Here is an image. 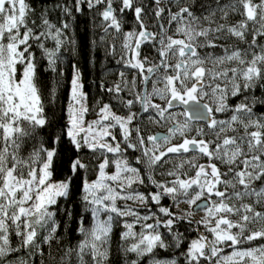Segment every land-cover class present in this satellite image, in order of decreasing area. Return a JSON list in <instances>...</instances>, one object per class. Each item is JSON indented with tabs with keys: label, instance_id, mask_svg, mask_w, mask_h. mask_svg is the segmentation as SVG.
Here are the masks:
<instances>
[{
	"label": "snow or ice",
	"instance_id": "snow-or-ice-1",
	"mask_svg": "<svg viewBox=\"0 0 264 264\" xmlns=\"http://www.w3.org/2000/svg\"><path fill=\"white\" fill-rule=\"evenodd\" d=\"M85 3L89 8L105 5L99 13L105 34L110 29L117 36L122 32L113 0H75V10L82 11ZM56 7L72 16V6ZM118 11L134 16L136 28L123 33L122 44L125 56L132 55L122 60L137 71L139 85L136 78L127 81L120 73L123 84L106 91L118 100H122L118 95L122 91L132 96L122 100L129 112L120 116L111 104H103L98 119L85 123L88 97L82 73L73 65L66 135L77 149L86 146L94 152L118 154L121 143L107 139L117 141L111 129L118 127L126 148L143 146V159L138 163L150 172L162 169L160 174L171 179L157 181L150 175L158 191L147 195L134 189L129 192L134 184L145 182L140 169L116 159L115 171L109 174L105 158L98 166L97 179L85 180L81 190L82 208L91 222L86 225L80 216V240L75 247H64L58 259L49 251L48 264H109L114 224L126 217L134 219L123 220L120 239L132 241L124 248L125 253L137 255L131 264L170 246L158 231L161 226L172 234L171 246L179 248L184 237L173 232V226L180 220L203 224L212 236L209 239L201 233L190 242L184 253L186 264H264V113L254 111L264 99L252 95L264 89V0H119ZM35 15L26 0H0V264H11L7 258L21 250L28 259L17 257L16 264H29V260L35 264L36 257L45 264L44 246L60 247L57 211H66L69 220L73 217L70 208L56 207L69 198L72 184L71 176L52 179L59 158L56 148L40 144L22 154L27 138L35 139L37 129L49 123L33 46L42 50L50 70L56 71L61 48L74 43L66 39L70 27L66 20L57 26L46 11L32 19ZM237 15L241 19L228 23L230 16ZM145 17L154 23L150 25ZM48 39L55 42L54 48L45 46ZM229 39L235 43H219ZM146 44L156 59L140 58ZM110 48L114 52L115 44ZM234 97L241 99L230 104ZM134 104L140 105L139 112L131 111ZM177 104L182 110L172 111ZM143 114L167 131L145 137L138 126L130 127ZM218 114L227 116L218 118ZM133 132L137 142H130ZM59 141L56 136L53 143ZM88 167L77 159L69 171L75 174ZM163 196L171 197L176 207L184 203L188 208L177 214L160 207L167 217L161 220L155 214L141 215L127 203L118 204L146 205L151 200L158 205ZM199 211L204 216L193 221ZM138 224L139 232L134 230ZM12 236L18 238L16 246ZM153 264L177 261L154 260Z\"/></svg>",
	"mask_w": 264,
	"mask_h": 264
},
{
	"label": "trees",
	"instance_id": "trees-1",
	"mask_svg": "<svg viewBox=\"0 0 264 264\" xmlns=\"http://www.w3.org/2000/svg\"><path fill=\"white\" fill-rule=\"evenodd\" d=\"M26 2L29 3L33 9H35L36 15L32 16V19H37L42 11H46L49 20L57 26L60 25L62 20H66L70 25L69 29L66 30V39L74 41V43H67L63 48H61V58L57 63L56 71L50 70L47 59L42 55L41 49L37 48L35 45L32 49L37 58L38 77L41 87L42 100L44 103V114L49 123L44 128L37 129L35 139L27 138L22 154L26 155L28 152H31L33 147H39L40 144H43L45 147L52 144L59 154V158L55 164L53 179L60 181L67 179L69 176L72 177L69 198L67 200L62 199L60 205L56 207L58 209L63 208L65 210L70 208L72 210L73 217L69 220L66 215V211H57L56 218L61 225L57 234L60 239V247L58 249L54 244L52 249H48L47 246H44L45 264H48L50 257H48L47 253L49 251H51L58 259L59 255L62 254V249L64 247H75L78 243L80 236L77 232V222L80 216H84L86 225L91 222L90 214L83 211L81 204V190L83 183L85 180L95 179L99 174L98 166L104 158L110 156V154L106 153V150L97 149L94 152L86 146L77 149L74 142H72L66 135L67 126L69 124L67 107L70 101V81L73 76V65L78 66L82 73V82L84 84L83 91L86 92L88 97L87 107L89 108V112L86 114L87 118L91 119L96 117L99 108L103 106V104H111L112 108L118 113H128L129 109L124 106L122 100L133 97L126 91H122L118 94L122 100H118L115 98L116 94L110 93L106 91V89L117 83L123 84V80L120 78L119 73L121 70L125 69L129 71V74L127 77L128 79H124L131 81L136 78L137 84L139 85L137 71L127 67L124 60H122V57H125V59L127 58V56H125V50L122 48L123 33L136 28V24L134 16L130 11H125L124 14H121L118 11V18L123 26L122 32L117 36V34L110 29L109 34H105L103 31L102 18L99 15V13L104 9L105 5L103 4L89 8L85 3L81 5L82 11L77 12L75 10V0H26ZM188 2H191V0H188ZM58 4L72 6V16H65L62 10L56 7ZM175 10L176 7L173 6V11ZM197 11L199 14V9H197ZM145 19L150 25L154 23L151 17H145ZM239 19H241V17L238 15L230 16L228 23H235ZM37 23H39V20H37ZM114 36L117 38L113 39ZM219 43H226L230 45L235 43V41L229 39L227 41H219ZM112 44H115L114 52L110 48V45ZM45 46L48 48H54L55 42L48 39L45 41ZM144 46H142L141 51H143L149 60L151 61L156 59V54L153 48L149 45ZM137 90L140 89L138 88ZM252 95L260 99H264V89H256ZM240 99L241 97L231 98L229 103L236 104L240 101ZM139 109L140 105L138 104L137 110L139 111ZM254 111L264 113V104L257 103ZM226 116L227 114H218V118H226ZM141 120L140 123L142 122ZM142 125L144 130L153 129V127L155 128V125ZM56 136L60 137L59 143H53ZM139 154L137 153V150L132 148H126V150L123 151L124 156L132 159V163H135V165H138L141 168L142 176L145 181L142 185L134 184L132 186V190L134 189L147 195L150 192H156L159 190L151 183V180L149 179L150 175L157 181H165L170 177L161 175L160 173L163 170L159 168H157L154 172H150L144 164L137 162ZM140 155L141 159H143V154ZM77 159H80L82 162L88 164L89 167L86 170L81 169L78 173L73 174L69 171L70 164ZM118 204H120V201H118ZM170 204V197L163 196L158 205L149 200L145 207L138 205L137 207L133 206V208L137 211L140 210V212H149L153 209L155 210V216L164 220L167 219V217L159 211V208L164 207L169 209ZM125 219L129 220L132 218H122L119 222L114 224L110 244L109 264H131L132 260L137 259V255L135 253L124 252V248L129 246L132 241H122L120 239V233L124 231L122 223ZM150 221L151 223L153 222L152 220ZM198 227L209 235L206 230H203L199 223ZM134 230L137 232L141 231L140 225H136ZM158 231L163 234L165 242L170 246L167 249L158 248L155 250L154 254L140 258L139 264H153L154 260L169 261L172 259H175L177 264H186L184 253H186L190 242L199 237L194 224L189 223L187 220H180L174 224L173 232L182 233L184 237L183 243L179 248L171 246L173 243L172 234L169 233L166 228L161 226ZM11 240L13 246H16L18 238L12 236ZM17 257L28 259V254L24 250H21L18 253H13L7 259L11 262V264H16ZM29 264H33V261L29 260ZM35 264H40L39 257L35 258ZM201 264H205V262L202 261Z\"/></svg>",
	"mask_w": 264,
	"mask_h": 264
},
{
	"label": "rangeland",
	"instance_id": "rangeland-1",
	"mask_svg": "<svg viewBox=\"0 0 264 264\" xmlns=\"http://www.w3.org/2000/svg\"><path fill=\"white\" fill-rule=\"evenodd\" d=\"M119 0H113V7L114 8H116L117 9V16H119V14H118V9H119ZM105 7V6H104ZM124 14V13H123ZM175 27V25H173V28ZM131 30H133V29H131ZM130 30V31H131ZM169 34H171V30L169 31ZM145 46H147V44L145 45ZM144 46V47H145ZM131 53H129L128 55H127V58H130L131 57ZM144 56H146L144 53H143V51H141V59H143V57ZM126 58V59H127ZM120 73H124V78L125 79H128L127 77H128V74H129V71L127 70V69H125V70H121V72ZM120 73H119V76H120ZM134 74H135V70H134ZM120 78H121V76H120ZM122 79V78H121ZM85 92V91H84ZM86 93V92H85ZM70 102V101H69ZM155 102H157V103H161V101H159L158 99L155 101ZM86 105L88 106V102L86 101ZM137 107H138V104H134L133 105V108H131V111H133V112H139L138 110H137ZM180 110H182V108L181 107H177V108H175L174 107V109H172V111H180ZM112 111L114 112V113H116L117 115H120V116H126L128 113H118L117 111H115L113 108H112ZM96 119H98V115L96 116V117H94V118H91V119H89V118H87V115L85 116V123H88V122H91V121H94V120H96ZM142 122L140 123L139 122V124H138V127L140 128V134L141 135H143V136H148V135H155L158 131H167V129L166 128H163V127H160V126H157V125H155V128L153 127V129H149V130H144V127H143V125L142 124H146L147 126H151V125H153L154 126V124H151L147 119H146V114H145V116H144V118H142V120H141ZM134 122L135 121H133V124L132 125H130V127H133V125H134ZM111 131L113 132V134L114 135H116V137H117V141H111V138L109 137V138H107L108 139V142H110V143H112V144H115L116 142H120L121 143V149H122V152L121 153H118V154H113V153H107V154H110V156L109 157H106L107 159H108V161H109V165H108V167L105 169V171L107 172V173H109V174H112L114 171H115V164H114V161L116 160V159H125V160H127L128 161V163L132 166V167H136V168H139L140 169V176H142V172H141V168L138 166V165H135V163H132V159H130L129 157H126V156H124L123 155V151L126 149V145L123 143V138H122V134H121V130L117 127V128H113V129H111ZM150 131V132H149ZM77 139H80V137H77ZM130 142H132V136L130 137ZM137 142V141H136ZM173 142H175V141H173ZM139 147H140V149H139ZM147 147H151V144H147ZM142 148H143V146H138L137 147V150L139 151V153L140 154H143V152H142ZM136 150V149H135ZM105 159V158H104ZM104 159H103V161H104ZM102 161V162H103ZM101 162V163H102ZM100 163V164H101ZM98 177V176H97ZM97 177L95 178V179H97ZM143 177V176H142ZM52 179H53V176H52ZM95 179H93V180H95ZM169 179H171V178H169ZM53 181H57V180H55V179H53ZM88 181H92V180H88ZM129 192H131L132 191V189H129L128 190ZM142 193V192H141ZM170 199H171V197H170ZM172 200V199H171ZM125 203H127L128 205H130V206H135V207H137L138 205H140V204H138V203H135V202H133V201H126V202H124V201H120V204H125ZM141 207H145L146 205H140ZM172 207L174 208L173 209V211L174 212H176L177 214H179L182 210H186L187 208H188V205H186V204H184V203H181V204H179V207H176L175 206V202H173V205H172ZM135 209V208H134ZM136 210V209H135ZM137 211V210H136ZM138 212L141 214V215H152V214H155V210H150L149 212H146V211H142V212H140V210H138ZM204 216V212L203 211H199V212H196L195 213V215L191 218L192 220L194 219V220H196V221H200L201 220V218ZM132 219H129L128 221L129 222H131L134 218L133 217H131ZM150 221V220H149ZM148 223H151V221L150 222H148ZM200 224V223H199ZM139 225V224H138ZM200 226L203 228V230H205V227H204V225L203 224H200ZM208 237L211 239L212 238V236H211V234L209 233V235H208ZM228 251H230V249L228 250Z\"/></svg>",
	"mask_w": 264,
	"mask_h": 264
},
{
	"label": "water",
	"instance_id": "water-1",
	"mask_svg": "<svg viewBox=\"0 0 264 264\" xmlns=\"http://www.w3.org/2000/svg\"><path fill=\"white\" fill-rule=\"evenodd\" d=\"M177 107H183V106H181V105H175V108H177ZM144 115V114H143ZM139 124V123H138ZM138 124H137V122L135 121L134 122V125H133V127H136V126H138ZM162 133H165L164 131H158L155 135H157V134H162ZM136 133L135 132H133V142H135L136 141ZM138 154H139V152H138ZM139 159H141V155L139 154ZM173 200H171V204H170V206H169V209L172 211V205H173ZM188 221V220H187ZM193 221H196V220H194L193 219ZM192 224H194V226L196 227V229H197V232H198V234L200 235L201 233H204L205 235H207L206 233H205V231H202V229L200 228V227H198V223H195V222H193ZM208 236V235H207ZM210 239V238H209Z\"/></svg>",
	"mask_w": 264,
	"mask_h": 264
}]
</instances>
